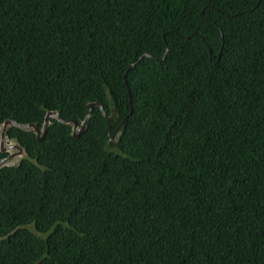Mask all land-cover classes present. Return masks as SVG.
I'll return each instance as SVG.
<instances>
[{
  "label": "trees",
  "instance_id": "trees-1",
  "mask_svg": "<svg viewBox=\"0 0 264 264\" xmlns=\"http://www.w3.org/2000/svg\"><path fill=\"white\" fill-rule=\"evenodd\" d=\"M89 110L8 127L0 264H264V0H0V125Z\"/></svg>",
  "mask_w": 264,
  "mask_h": 264
},
{
  "label": "water",
  "instance_id": "water-1",
  "mask_svg": "<svg viewBox=\"0 0 264 264\" xmlns=\"http://www.w3.org/2000/svg\"><path fill=\"white\" fill-rule=\"evenodd\" d=\"M146 55L148 56V54H144V56H146ZM133 66H135V64H132L130 66V68L133 67ZM125 75H124V78H125ZM126 86H127V90H128V94H129V99H130V112H129V114H130L131 111H132V103H131V96H130L129 86H128L127 82H126ZM93 105H99L101 110L103 111L104 115L106 116L107 121H108L107 132L109 134L110 133V127H111V120H110L109 116L107 115L103 104L101 102H99V101H97L95 103H89V108L91 109V107ZM89 113H90V110H89L85 120L81 124L80 128H79L78 123L75 120H63V119H60V117L58 116V113L56 111H48L47 112V114L45 116V120H44L43 126L41 128L37 127L36 124L33 123V122H31V123H20V122H17L15 120H13V119L5 120L0 125V151L1 152L11 151V153H9L7 156H5L3 158H0V168L4 167V166H17L21 159L17 163H13V164L9 163L11 161V159L13 157L17 156V155H22L23 154L22 157H29L27 152H26V150L17 142V140L12 139V141H14V142L11 143L10 146H9V144H7V142H6L7 141L6 132H7L8 127L16 126V127L21 128V129L33 131V132L36 133L38 139H42L47 133L48 126L50 124V117H56L59 120L65 122V123L73 124V132H74V134L76 136H78L86 127V123H87V120H88ZM129 114H127L124 117V119L122 120V122L116 127V129L114 130L113 134L110 135V139L109 140H114L115 139L117 132L119 131L121 125L123 124V122L125 121V119L127 118V116ZM77 131H78V133H77ZM12 149L17 150L18 152L17 153H13ZM33 160L35 162H37L36 159H33ZM1 239H2V237H1Z\"/></svg>",
  "mask_w": 264,
  "mask_h": 264
},
{
  "label": "rangeland",
  "instance_id": "rangeland-1",
  "mask_svg": "<svg viewBox=\"0 0 264 264\" xmlns=\"http://www.w3.org/2000/svg\"><path fill=\"white\" fill-rule=\"evenodd\" d=\"M6 142H7V144H9V146H10V144L13 143L14 141H12V140L9 141V140H7ZM8 152L11 153V151H8ZM12 152H13V153H17L18 151L15 150V149H12ZM22 156H23V154H22V155H17V156H15V157H13L9 163H11V164H13V163H17V162L21 159ZM29 228H31L32 230H34V229L32 228V226H30ZM0 239H1V237H0Z\"/></svg>",
  "mask_w": 264,
  "mask_h": 264
},
{
  "label": "flooded vegetation",
  "instance_id": "flooded-vegetation-1",
  "mask_svg": "<svg viewBox=\"0 0 264 264\" xmlns=\"http://www.w3.org/2000/svg\"><path fill=\"white\" fill-rule=\"evenodd\" d=\"M10 141V140H9ZM3 153H6V155L5 156H7L8 154H9V152L8 151H5V152H3Z\"/></svg>",
  "mask_w": 264,
  "mask_h": 264
}]
</instances>
